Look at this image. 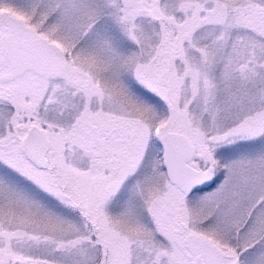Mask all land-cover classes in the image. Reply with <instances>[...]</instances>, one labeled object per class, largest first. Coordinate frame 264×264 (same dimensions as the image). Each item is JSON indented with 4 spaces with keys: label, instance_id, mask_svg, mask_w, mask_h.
Segmentation results:
<instances>
[{
    "label": "snow or ice",
    "instance_id": "1",
    "mask_svg": "<svg viewBox=\"0 0 264 264\" xmlns=\"http://www.w3.org/2000/svg\"><path fill=\"white\" fill-rule=\"evenodd\" d=\"M0 264H264V0H0Z\"/></svg>",
    "mask_w": 264,
    "mask_h": 264
}]
</instances>
